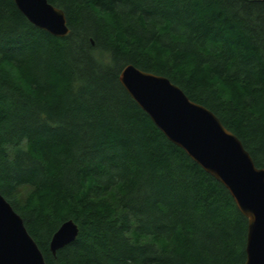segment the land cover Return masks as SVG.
Wrapping results in <instances>:
<instances>
[{
    "label": "trees",
    "instance_id": "obj_1",
    "mask_svg": "<svg viewBox=\"0 0 264 264\" xmlns=\"http://www.w3.org/2000/svg\"><path fill=\"white\" fill-rule=\"evenodd\" d=\"M69 33L0 0V192L47 264H245L248 219L119 76L168 77L264 168V0H49ZM73 219L75 241L50 248Z\"/></svg>",
    "mask_w": 264,
    "mask_h": 264
},
{
    "label": "water",
    "instance_id": "obj_2",
    "mask_svg": "<svg viewBox=\"0 0 264 264\" xmlns=\"http://www.w3.org/2000/svg\"><path fill=\"white\" fill-rule=\"evenodd\" d=\"M14 1L36 27L56 37L69 33L64 10L49 0ZM119 79L167 138L230 191L248 219L245 264H264V168L256 166L242 140L212 110L191 100L168 77L128 64ZM78 233L73 219L64 221L52 236V252L75 241ZM0 264H47L23 218L1 192Z\"/></svg>",
    "mask_w": 264,
    "mask_h": 264
}]
</instances>
